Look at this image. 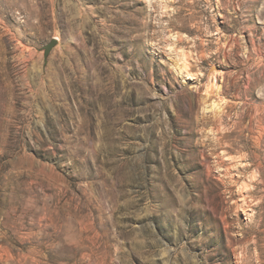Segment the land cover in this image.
Instances as JSON below:
<instances>
[{
  "label": "rangeland",
  "instance_id": "374dc122",
  "mask_svg": "<svg viewBox=\"0 0 264 264\" xmlns=\"http://www.w3.org/2000/svg\"><path fill=\"white\" fill-rule=\"evenodd\" d=\"M0 264H264V0H0Z\"/></svg>",
  "mask_w": 264,
  "mask_h": 264
},
{
  "label": "water",
  "instance_id": "95a60500",
  "mask_svg": "<svg viewBox=\"0 0 264 264\" xmlns=\"http://www.w3.org/2000/svg\"><path fill=\"white\" fill-rule=\"evenodd\" d=\"M57 44V40L55 38L51 39L46 45L43 46L44 49V60L47 61V56L52 48Z\"/></svg>",
  "mask_w": 264,
  "mask_h": 264
}]
</instances>
